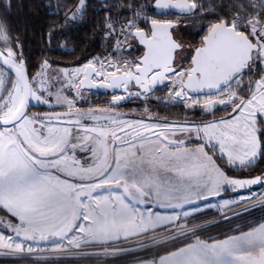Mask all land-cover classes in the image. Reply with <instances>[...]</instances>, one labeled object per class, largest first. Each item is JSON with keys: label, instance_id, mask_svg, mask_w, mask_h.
I'll list each match as a JSON object with an SVG mask.
<instances>
[{"label": "snow or ice", "instance_id": "snow-or-ice-1", "mask_svg": "<svg viewBox=\"0 0 264 264\" xmlns=\"http://www.w3.org/2000/svg\"><path fill=\"white\" fill-rule=\"evenodd\" d=\"M123 7L127 18L106 17L104 58L71 69L45 59L34 75L0 19V256L146 251L133 264H264V220L205 238L211 222L190 219L201 201L264 186V172L221 166L248 171L264 159V0H154L153 15ZM85 9L77 0L65 16ZM182 19L201 22L192 41L176 38ZM93 89L110 90V102L91 104ZM163 90L212 118L152 119L148 103H164ZM134 99L147 119L120 113ZM222 206L233 216L264 209V192Z\"/></svg>", "mask_w": 264, "mask_h": 264}, {"label": "trees", "instance_id": "trees-1", "mask_svg": "<svg viewBox=\"0 0 264 264\" xmlns=\"http://www.w3.org/2000/svg\"><path fill=\"white\" fill-rule=\"evenodd\" d=\"M112 2L99 4L97 0H86V9L82 16L76 21H70L66 18V12H73L77 0H11L10 11L7 9V0H0V19L6 20L12 39H19L22 44L24 55L27 57L29 71L34 74L38 66L45 59L52 62L53 66H81L91 58L102 57L111 51V46L105 40V20L110 13L115 19L121 12L125 15L121 19L127 18L130 13L123 5L127 3H137L140 0H111ZM215 1V0H213ZM116 5V7H112ZM149 14L153 15V12ZM52 33L51 39L49 33ZM163 91H158L160 95ZM103 97V96H101ZM148 107L164 120H192L200 122L204 119L200 115V110H195V116L192 110H188L180 105L161 103L151 101ZM144 108V102L140 100H131L128 104H123L120 109L132 110ZM39 110L43 111L44 108ZM222 114L220 111L217 115ZM226 169L229 175L235 177H250L260 174L264 171V159L258 160L256 165L248 171H238L229 168L226 164L221 165ZM3 215V213H0ZM255 212L245 213V222L247 217H254ZM264 219V215L256 218L254 221L245 223V228L249 224H254ZM235 219L231 220L228 228H222L217 225L207 232H201L203 237L219 235L232 230L235 225ZM219 228V229H218ZM151 252L139 251L112 257L102 260L100 263H92L89 259L83 260H64L52 262L50 264H131L137 257H147ZM28 260H22L21 264H28ZM3 263V262H1ZM4 264H9L4 262ZM20 264V263H19Z\"/></svg>", "mask_w": 264, "mask_h": 264}, {"label": "rangeland", "instance_id": "rangeland-1", "mask_svg": "<svg viewBox=\"0 0 264 264\" xmlns=\"http://www.w3.org/2000/svg\"><path fill=\"white\" fill-rule=\"evenodd\" d=\"M153 1L154 0H140L138 3L144 5L145 8H147L149 10V13H150V12H152L151 10H152ZM109 2H112V1L108 0L106 2V4L109 3ZM213 2H218V0H215ZM205 3H208V0H205ZM74 11H75V9H74ZM149 15H151V14H149ZM79 17H80V14H77V19H75V20L69 19V20L74 22V21L78 20ZM158 18H161V17H158ZM162 18L175 19L176 17L169 15V16L162 17ZM200 23L201 22L199 20H197V19H187V20L182 19L181 20V25L178 27V30L175 31L176 38L184 40V41H192L193 37L195 36L196 32L198 31V29L200 27ZM197 39H198V37H197ZM105 55L100 57V58H104ZM95 57H97V56H95ZM55 67L71 69V68H74V67H77V66H73V65H69V66H54V68ZM158 97H160L162 100H164L165 103L183 106L182 102H176V103L168 102L167 101V97H166V90H164L163 93L158 95ZM87 99H89L91 101V104L100 105V106L106 105V103H108V101H109V98L104 97V96L101 97L100 95H97V94H94V93H90V96ZM152 101H157V100H155V98H153ZM157 102H159V101H157ZM41 108H44V106H41ZM36 110L37 109H35V108L32 109V111H36ZM188 110H190V109H188ZM119 111H120V113L122 115H125V116L141 117V118L147 119V115L144 113L143 108L141 110L137 111V112H133L132 110H123V109H119ZM150 111L155 114V115L152 116V119L159 120V121H164V119L159 117V116H157L154 111H152L151 109H150ZM249 212H255V216L253 218L252 217H247L248 221H246V222H245V213L242 216H233L232 213L228 214L226 216H228L229 218H227L225 220H223V218H225L224 215H223L224 217L222 216L219 219L215 218V219L207 220V221H210L211 223L206 224L205 225V229L202 232H207V231H209V229L215 228L220 223H221V225H223V224L225 225V223L227 224V221L232 220V219H235V222H234L235 223V225H234L235 228L238 227V226L245 228V223L252 222L256 218L264 215V209H262L260 207L254 208V209H252ZM246 213H248V212H246ZM0 215H2V214H0ZM200 224H204V222H202ZM235 228H234V230H235ZM0 234H2V233H0ZM136 252H139V251H136ZM131 253H135V252H131ZM126 254H130V253H126ZM123 255H125V254H123ZM52 256H53V254L51 252H48V251L37 252V253H32V254H26L23 257L0 256V264H4V262L9 263V264H19V263L21 264L22 260H28V262H27L28 264H50L52 262L59 263V261H64V260H66V261L67 260H77V259H74V258L54 260V259H52ZM119 256H122V255H119ZM115 257H117V256H115ZM111 258L112 257L102 258L100 261L96 260L95 258H87V259L88 260L90 259L92 261V263H100L102 260L111 259ZM1 262H3V263H1Z\"/></svg>", "mask_w": 264, "mask_h": 264}, {"label": "crops", "instance_id": "crops-1", "mask_svg": "<svg viewBox=\"0 0 264 264\" xmlns=\"http://www.w3.org/2000/svg\"><path fill=\"white\" fill-rule=\"evenodd\" d=\"M218 111L219 110H217V112ZM220 115H217L216 118H219ZM203 117H204V119H211L212 118L211 116H203ZM257 186L258 185L253 186L251 189H244V190H239L236 192L227 191V192H224L221 197L213 198V199H210L208 201H201L199 204L201 211L195 213L193 217H190V219H194L197 223H202V222H205V221L210 220V219H215V218L219 219L223 215L226 216L228 214H231L232 212L229 210V208H225L222 206V201L223 200H229V199L234 200L235 198L242 197V196L246 197L249 195V193L253 194V191H254V189H256ZM210 204L216 205V207H209L208 205H210ZM192 207H195V206H192ZM232 207L235 208L237 206L234 205ZM158 211H161V212H164L165 214H168L165 210L158 209ZM225 219L226 218H223V220H225ZM231 224H232L231 220H229V221H227V224L225 223V225L224 224L221 225V223H220V226H222V228H228V227H230ZM234 228L235 227L233 226L232 230H234ZM225 233H228V232H225ZM225 233H222L219 235L215 234V235H211V236L212 237H222ZM205 238H207V237H205ZM131 264H133V263H131Z\"/></svg>", "mask_w": 264, "mask_h": 264}, {"label": "water", "instance_id": "water-1", "mask_svg": "<svg viewBox=\"0 0 264 264\" xmlns=\"http://www.w3.org/2000/svg\"><path fill=\"white\" fill-rule=\"evenodd\" d=\"M107 1L108 0H97V3H99V4H105ZM153 4H154V1L152 3V6H153ZM117 92L119 93L120 90H117ZM90 93H94V94H97V95H100V96L107 97V98H109V101L108 102H110V100H111L110 90H109L108 93H106L105 90H102V89H100V90L93 89V90H90ZM129 102L130 101H125V102H122V104H128Z\"/></svg>", "mask_w": 264, "mask_h": 264}, {"label": "built area", "instance_id": "built-area-1", "mask_svg": "<svg viewBox=\"0 0 264 264\" xmlns=\"http://www.w3.org/2000/svg\"><path fill=\"white\" fill-rule=\"evenodd\" d=\"M264 172V171H263ZM264 192V186L258 185L253 191L254 196H258L260 193ZM258 208V207H257Z\"/></svg>", "mask_w": 264, "mask_h": 264}]
</instances>
